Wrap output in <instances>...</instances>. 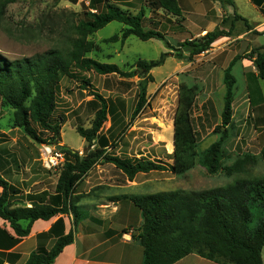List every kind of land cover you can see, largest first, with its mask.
Segmentation results:
<instances>
[{
    "label": "trees",
    "instance_id": "16d2710c",
    "mask_svg": "<svg viewBox=\"0 0 264 264\" xmlns=\"http://www.w3.org/2000/svg\"><path fill=\"white\" fill-rule=\"evenodd\" d=\"M19 0H0V23L6 15L7 7ZM77 5L79 0H69ZM88 2V4H86ZM234 4L232 0L229 1ZM258 3V1H257ZM82 11L69 13L60 38L54 48L32 57L9 61L0 54V100L14 109V126L38 144H57L62 128V120L55 119L58 92L64 78L78 79L79 72L94 71L99 75L118 74L125 76L116 64L100 63L87 57L95 49L89 36L104 29L113 22L123 24L120 35L110 42L124 43L135 36L142 41L159 40L170 50L178 51L179 59L188 53L187 59L206 54L213 44L222 37H231L229 31L217 28L198 39H190L175 49L159 30L160 22L148 18L145 6L153 13L164 11L173 17H182L180 0H146L145 6L137 14L123 9L111 0H82ZM235 20L248 21L238 14ZM223 20V25L233 19ZM234 20V19H233ZM147 24L154 28H147ZM259 34V33H258ZM264 34V32L262 33ZM168 53H163L158 61L139 63L143 75L139 101L134 117L146 108L148 84L154 82L149 73L164 65ZM243 56H237L225 69L226 87L222 124L214 133L220 134L218 141L203 151H199L197 131L193 124V111L203 87L184 81L180 86L178 106L174 117V152L172 165L145 158H122L108 152L109 138L102 135L108 122L107 100L96 91H89L95 99L89 102L93 107L94 119L89 128L78 126L77 134L88 145L87 153L61 147L66 161L58 172L54 194L42 192L25 195L15 185L0 177V218L9 222L16 235L22 239L30 233L34 222L49 221L59 215H74V228L61 236L54 247L33 252L25 264H53L65 247L75 239V230L80 219L76 207L75 190L89 172L100 162L112 164L122 171L130 181L140 173L171 171L183 176L196 166H201L209 174L222 171L232 177L246 173V165L254 161V156L246 155L233 164L224 166L226 145L232 137V104L236 79L232 74L233 65ZM245 58L251 60L264 81V45L253 49ZM126 131V130H125ZM99 147L92 150L95 142ZM118 147L117 143L112 144ZM90 149V150H89ZM264 156V150L262 152ZM139 209L142 222L134 237L143 249V264H176L185 257L196 254L217 264H263L264 249V179L237 177L224 187L204 191H171L141 195L130 198ZM27 202L31 207L27 206ZM27 221L24 227L21 222Z\"/></svg>",
    "mask_w": 264,
    "mask_h": 264
},
{
    "label": "rangeland",
    "instance_id": "374dc122",
    "mask_svg": "<svg viewBox=\"0 0 264 264\" xmlns=\"http://www.w3.org/2000/svg\"><path fill=\"white\" fill-rule=\"evenodd\" d=\"M118 1L117 4L111 0L112 3L124 6L133 14H137L146 4V0ZM216 1L213 0L214 3ZM81 2L82 0H79V3L74 5L69 0H19L9 5L0 23V54L7 60L13 61L42 54L54 48L69 13L82 11ZM191 6L194 15H191V11H185L180 18L173 17L164 11L153 13L148 11L146 6L144 8L147 17L154 22H160L159 30L166 35L169 43L179 50L182 42L202 37L196 36L195 33L197 30L195 26L201 25L198 23L201 19L197 17L201 13V6L197 3ZM241 11L247 15H253V11L245 10L243 5H241ZM233 19L226 25H223V21L220 20L219 24L221 27L223 25L231 28L234 23L232 31L235 32L243 29L245 22ZM123 27V24L113 22L89 36V40L95 43V49L87 57L100 63L116 64L126 75H99L89 71L79 72L77 80L64 78L58 92L57 108L54 114L55 119L62 120V128L57 144L48 145H56L60 149L65 147L74 151L81 149L79 151L81 155L86 153L88 145L77 134L76 129L78 126L86 129L91 126L95 112L89 102L95 98L89 95V91L94 90L108 102V122L105 124L102 135L109 136L110 146L107 149L110 154L122 158L127 156L145 158L170 165L173 161L169 154L174 152L171 138L172 123L178 106L180 86L184 81L203 87L193 111V124L198 135L199 151L210 147V139L213 136L218 138V141L221 135L214 133V130L220 123L212 102L207 99V83L204 78L205 74H208L207 62L217 61L219 53L210 57L202 55L189 61L188 53L183 55L185 59H179L178 51L168 49L164 42L155 39L142 41L132 36L124 43L110 42L111 37L120 35ZM146 27L154 28L150 24ZM259 47L261 46L249 48L246 51L239 48L237 50L241 51V56L245 57ZM163 53L169 54L164 65L149 73L154 78V82L148 84L146 108L140 115L134 117L141 82L148 77L143 75L139 63L158 61ZM14 112V109L0 100V158L4 160L7 158L10 161L7 167L1 163L5 166L0 165V172L5 174L8 172L9 180L19 190H23L22 192L31 191L39 194L46 190L53 193L58 172L64 165L53 170L44 167L41 159L42 144L31 140L22 129L15 128ZM252 128L251 126L242 131L240 138L238 136L234 138L238 132L233 127L230 128L232 137L226 145L227 154L224 159V166H228L246 155L254 156V161L245 167L246 173L229 177L220 171L211 175L201 166H196L183 176H176L167 170L144 177V184H148L145 189L149 192L178 190L198 192L224 187L237 177L264 179L262 154L264 131L258 129L255 132L251 130ZM254 136L260 139L252 140ZM114 143L118 144L116 149L112 147ZM94 146L92 150L98 148V141ZM22 158H26L28 166L20 163Z\"/></svg>",
    "mask_w": 264,
    "mask_h": 264
},
{
    "label": "crops",
    "instance_id": "0c3cea01",
    "mask_svg": "<svg viewBox=\"0 0 264 264\" xmlns=\"http://www.w3.org/2000/svg\"><path fill=\"white\" fill-rule=\"evenodd\" d=\"M113 1L117 3L118 0ZM229 1L217 0L214 3L213 0H180L182 11H191V15H194L191 5L197 3L201 6V13L197 15L201 19L198 22L201 25L195 26L196 36H204L217 27L229 31L230 28L223 25L221 27L219 22L227 18L230 19L235 14L247 20L252 28L248 30L245 25L238 32L232 31L231 37L219 38L213 44L212 49L203 54L210 57L219 53L217 61L207 62L208 74H205L204 79L207 83V99L212 102L220 124L226 92L225 69L237 56H241V51L237 50L238 48L246 51L249 48L264 45V40H262L264 38V34H262L264 32V0H232L233 5ZM241 5L245 6V10L253 11V15L243 13ZM119 6L127 9L122 5ZM253 34L256 35L253 36ZM232 74L236 79L232 104V124L233 129L238 132L233 137L240 138L242 131L251 126L253 127L251 130L255 132L258 129L264 131V81L258 77L257 68L251 60L242 57L233 65ZM106 136L109 138L108 135ZM171 138L174 145V121ZM217 139L213 136L209 145L211 146ZM259 139L257 136L252 138L256 141ZM5 159L0 158V165L4 163L7 167L10 161ZM20 160H22L21 164H27L26 158ZM156 172L159 171L140 173L133 181H130L114 165L100 161L75 190L74 197L80 219L75 230V239L72 244L65 247L53 264H143V249L134 239L138 234L142 217L130 198L158 193L149 192L145 189L148 184H144V177ZM167 172L172 173L171 171ZM7 173L0 172V177L15 185L9 180ZM22 193L25 195L34 194L31 191ZM50 194H54V191ZM27 206L31 207V204L27 202ZM74 219V215L70 213L59 215L49 221L38 220L33 223L29 235L20 239L9 222L0 218V264H25L33 252L42 249L51 250L61 236L69 234L74 228ZM21 224L24 227L28 226L27 221H23ZM262 255L264 264V250ZM176 264L217 263L192 254Z\"/></svg>",
    "mask_w": 264,
    "mask_h": 264
},
{
    "label": "built area",
    "instance_id": "2783aa9c",
    "mask_svg": "<svg viewBox=\"0 0 264 264\" xmlns=\"http://www.w3.org/2000/svg\"><path fill=\"white\" fill-rule=\"evenodd\" d=\"M42 162L48 169H59L65 164V154L56 145H42Z\"/></svg>",
    "mask_w": 264,
    "mask_h": 264
}]
</instances>
